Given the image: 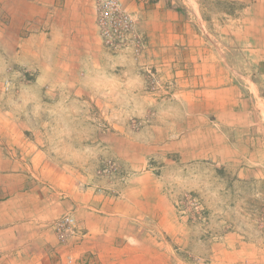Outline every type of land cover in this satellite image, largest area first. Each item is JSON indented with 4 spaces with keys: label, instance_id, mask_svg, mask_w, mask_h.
<instances>
[{
    "label": "crops",
    "instance_id": "obj_1",
    "mask_svg": "<svg viewBox=\"0 0 264 264\" xmlns=\"http://www.w3.org/2000/svg\"><path fill=\"white\" fill-rule=\"evenodd\" d=\"M121 1L148 38L141 64L102 48L95 0H0V90L9 64L36 76L0 110V264L264 262L247 224L229 216L240 233L214 239L175 204L188 191L176 176L197 166L264 196V0ZM63 103L82 134L66 156L42 139ZM98 154L134 175L97 192ZM210 200L220 235L224 208ZM65 215L80 232L62 245L51 225Z\"/></svg>",
    "mask_w": 264,
    "mask_h": 264
},
{
    "label": "rangeland",
    "instance_id": "obj_2",
    "mask_svg": "<svg viewBox=\"0 0 264 264\" xmlns=\"http://www.w3.org/2000/svg\"><path fill=\"white\" fill-rule=\"evenodd\" d=\"M224 7L225 6L220 3L217 6H209L208 11H214L213 9L215 8L221 11ZM100 44L103 48L101 42ZM126 59L129 60V58ZM138 64H141V62ZM146 74L148 75V73ZM35 81V72L32 69H29L27 66L12 64L7 65L6 72L1 78L2 87L0 90V110H8V103L6 105L7 100L16 101V99L20 98L23 92L28 90V87L31 86ZM7 83H10L9 91L6 90ZM147 84L152 89L149 79ZM56 87V90H51L50 86H47L45 87V91H49L51 93L57 92L59 89L58 86ZM152 91H162V88L160 90L152 89ZM63 104L64 105H61V108L58 111V115L54 114L55 116H53V118L50 117L49 120H45L51 125V131L48 134H43L42 139L53 144L56 147V152H62V154L67 155V144L69 142H74V139L75 142H80L82 140V134L80 132L71 131V128H73L71 126L72 120L71 117H68L67 112L62 110L63 107H66V104ZM54 111H57V109ZM132 123L134 125L139 124L136 121H133ZM104 124L106 125L104 129L111 128L109 123ZM91 136L93 137L92 140H94L98 138V133H91ZM108 162L117 163L118 168L122 170L123 173L112 176L101 175L100 171ZM87 168L90 170L92 169L93 178L91 180V184L94 186L97 192L111 193L109 187H112V185L116 184H126L134 175V172L127 164L112 155H99L93 164L91 163L90 165H87ZM157 175L160 174L158 173ZM176 177V185L181 188V184L186 183L185 186L188 190L186 193L180 195L175 201L177 215L182 219V221H184L186 225H188V227L200 226V230L203 231L205 235L210 237V235L214 233L212 237L214 239L219 238V240H221L227 233H240L238 227L236 226V222L234 220L228 219V217L231 216L235 217L234 219L238 221L240 220L241 222L247 224L249 226L248 229L251 230L257 237L256 239L259 241L263 240L264 243V226H262V223L264 224V211L262 212V208H264V196H256L258 195L257 192L253 193L255 196H253V194L250 196L249 192H245L243 186L233 189L231 186L232 184H230L228 180H225L224 182L219 181L218 184L217 177L213 176L212 170L207 166L190 167L189 170L187 169V171L184 173L182 172V174H178ZM106 186L109 187L106 189ZM217 189L220 190L218 197L213 195ZM262 193L264 192L262 191ZM210 198H218L217 202H220L218 203L219 206L222 209L224 208L223 212L218 213V215H214V220L217 218L215 216H219L216 221H221L222 223L221 225L223 228L220 232V235L217 234V232L211 230L213 211L210 208ZM189 199H194L200 203L201 209H203L201 218H198V215L195 213V211L190 208L188 201ZM228 207L234 210V213H228ZM262 254L264 256V253ZM194 263L195 262H193V264ZM255 264H264V262H258Z\"/></svg>",
    "mask_w": 264,
    "mask_h": 264
},
{
    "label": "built area",
    "instance_id": "obj_3",
    "mask_svg": "<svg viewBox=\"0 0 264 264\" xmlns=\"http://www.w3.org/2000/svg\"><path fill=\"white\" fill-rule=\"evenodd\" d=\"M95 25L100 42L112 55L125 57L140 62L148 50V38L139 27L137 17L131 13L121 0H95ZM146 67V66H145ZM151 85L155 90L162 87L152 72H147ZM6 90H10V83H7ZM122 170L117 163L108 162L100 171L101 175H120ZM189 206L202 217L201 205L198 201L188 200ZM264 217V212H263ZM51 228L55 232L59 242L66 245L72 236L80 232L79 224L72 215H65L56 220ZM70 264H75V260L69 258Z\"/></svg>",
    "mask_w": 264,
    "mask_h": 264
}]
</instances>
